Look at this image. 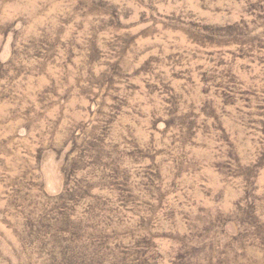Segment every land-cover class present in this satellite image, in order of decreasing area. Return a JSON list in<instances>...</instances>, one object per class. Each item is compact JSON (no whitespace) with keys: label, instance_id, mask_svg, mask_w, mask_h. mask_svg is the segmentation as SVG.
Masks as SVG:
<instances>
[{"label":"rangeland","instance_id":"rangeland-1","mask_svg":"<svg viewBox=\"0 0 264 264\" xmlns=\"http://www.w3.org/2000/svg\"><path fill=\"white\" fill-rule=\"evenodd\" d=\"M0 264H264V0H0Z\"/></svg>","mask_w":264,"mask_h":264}]
</instances>
